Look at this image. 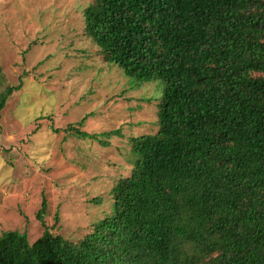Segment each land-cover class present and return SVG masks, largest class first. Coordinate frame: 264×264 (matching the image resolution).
Instances as JSON below:
<instances>
[{"label": "trees", "instance_id": "1", "mask_svg": "<svg viewBox=\"0 0 264 264\" xmlns=\"http://www.w3.org/2000/svg\"><path fill=\"white\" fill-rule=\"evenodd\" d=\"M83 14L103 61L163 83L158 128L131 138L111 214L76 241L3 231L0 264H264V0H90Z\"/></svg>", "mask_w": 264, "mask_h": 264}, {"label": "rangeland", "instance_id": "2", "mask_svg": "<svg viewBox=\"0 0 264 264\" xmlns=\"http://www.w3.org/2000/svg\"><path fill=\"white\" fill-rule=\"evenodd\" d=\"M89 2L0 0V92L20 86L0 118V236L82 238L112 213L138 152L131 138L158 128L163 83L101 59L82 35Z\"/></svg>", "mask_w": 264, "mask_h": 264}]
</instances>
